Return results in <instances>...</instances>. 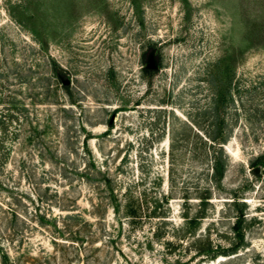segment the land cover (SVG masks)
<instances>
[{"label":"rangeland","instance_id":"rangeland-1","mask_svg":"<svg viewBox=\"0 0 264 264\" xmlns=\"http://www.w3.org/2000/svg\"><path fill=\"white\" fill-rule=\"evenodd\" d=\"M0 264H264V0H0Z\"/></svg>","mask_w":264,"mask_h":264},{"label":"trees","instance_id":"trees-1","mask_svg":"<svg viewBox=\"0 0 264 264\" xmlns=\"http://www.w3.org/2000/svg\"><path fill=\"white\" fill-rule=\"evenodd\" d=\"M210 138L212 139V140H214V141H216V140H220V142H225L226 140H227V136H225V137H223V138H219V136H217V135H214V136H210ZM215 162L213 163V170H214V172L215 173H219L220 172V170H219V163H218V161L216 160V158H215V160H214ZM106 183L107 184H104V185H108V186H110V180L107 178L106 179ZM113 196H115V195H113ZM116 208H117V210H119L120 209V204H116ZM125 214L127 215V216H130V217H132V218H135V217H137V215H138V206L137 205H135V203H134V201L132 200V199H128V201L126 202V204H125ZM12 215H13V218H15L16 220L17 219H20V220H22L23 222H26L27 220H29V219H27L26 217H24V216H22V215H20V213H18L16 210H13L12 211ZM40 216V219H41V222L44 220V219H47L46 218V215L44 214H40L39 215ZM72 217V215H68V217ZM52 219H56V216H52ZM13 226H8L7 228V240L8 241H12L13 240V237L15 236V230L12 228ZM3 256H4V258L5 259H8L9 258V252H8V250L6 249V250H4L3 251Z\"/></svg>","mask_w":264,"mask_h":264}]
</instances>
